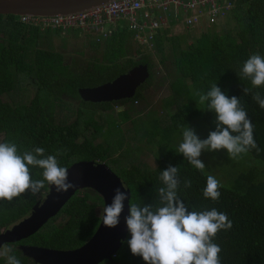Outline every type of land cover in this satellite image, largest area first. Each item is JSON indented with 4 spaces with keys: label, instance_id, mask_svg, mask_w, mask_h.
<instances>
[{
    "label": "trees",
    "instance_id": "16d2710c",
    "mask_svg": "<svg viewBox=\"0 0 264 264\" xmlns=\"http://www.w3.org/2000/svg\"><path fill=\"white\" fill-rule=\"evenodd\" d=\"M231 2L233 8L223 21L210 28L199 27L202 30L192 40L185 39L182 33L170 34L168 29H162L154 37L150 48H142L132 40L126 25L116 26L100 42L94 41V37L89 40L87 45L92 51L86 60L81 59L84 68L79 71L63 62L66 51L61 52L53 45L43 43V37L49 35L64 38L60 31L47 30L41 34L37 26L21 23L16 16H0V97L14 91L20 80H29L34 88L33 96L25 103L15 105L0 99V142L15 141L21 152L42 147L46 155H55L58 149H66V154L58 157L60 165L66 168L78 161L112 164L114 160L108 159V147L92 144L83 136L79 125V108L75 112L77 117L69 122L57 116L61 103L79 98L78 89L110 82L134 66L145 65L148 79L136 89L131 99L121 101L135 104L143 99L141 91L151 83L149 74L154 73L156 64L165 66L166 62L170 63L167 75L163 77L167 78L170 90L164 105L177 106V113L168 115L163 127L157 120V123H150L152 126L148 125V128L142 125L146 142L161 133L158 128L162 129L164 142H169L195 118H200L208 132L215 130V115L207 110L206 104L199 103L196 92L206 93L212 84L217 83L229 97L234 95L240 98L254 124V139L260 149L259 153L255 149L250 150L243 164L245 167L232 175L219 168L223 183L218 200L213 201L203 195L206 173L195 169L169 144L164 145L160 157H155L156 163L152 169L143 168L131 156L134 160L131 162L136 163L119 169L115 175L129 190V202L158 206L157 190L163 186L160 174L169 165L177 166L181 180L178 196L189 210L215 208L227 214L232 221V228L218 232L213 241L221 248V264H264V109L252 98V93L245 95L242 92L244 87L252 86L250 81L239 76L243 63L250 55L258 53L264 56V0ZM71 32L79 37L81 35L75 30L68 31V34ZM168 41L170 55L165 56L162 45ZM151 49L158 56L155 61L150 55ZM256 91L264 98V87L253 89V92ZM63 97L66 99H61ZM82 106L89 108L88 113L93 109L101 112L112 110L110 103L82 102ZM117 114L121 117L125 115L122 111ZM86 121L93 125L89 122L90 117ZM109 123L111 129L107 133L117 131L115 124ZM99 129L94 127V130ZM117 143L120 141L116 140ZM132 153L138 154L139 149ZM40 172V169H33V179L42 178ZM185 179L192 181L190 188H184ZM47 189L48 185L38 196L25 194L11 204L0 201V231L26 217L32 206L41 201ZM100 208L102 201L97 195L95 202L90 203L84 190L77 191L58 214L34 235L4 246L12 249L10 254L20 259L21 264L33 263L21 255L17 249L20 244L52 250H74L83 245L96 229ZM58 218L60 221L55 223ZM0 264H6L5 257H0ZM100 264L144 262L132 256L126 244H121L110 261Z\"/></svg>",
    "mask_w": 264,
    "mask_h": 264
},
{
    "label": "clouds",
    "instance_id": "9594fccd",
    "mask_svg": "<svg viewBox=\"0 0 264 264\" xmlns=\"http://www.w3.org/2000/svg\"><path fill=\"white\" fill-rule=\"evenodd\" d=\"M239 76L250 81L252 86L244 87L242 92L245 95L252 93V98L264 109V98L259 91L253 92V89L264 87V56L250 55ZM196 95L199 103L206 104L207 110L214 113L215 130L201 139L193 128L183 127L182 142L177 151L190 165L203 173L206 165L200 157L204 152L223 149L231 159L253 149L259 153L254 124L239 97H229L217 83L212 84L206 93L198 91ZM66 152V149H58L55 155H46L42 147L21 152L15 141L0 142V201L11 204L25 194L36 197L46 185L54 187L57 192L74 189L76 185L69 180L68 169L61 166L58 159ZM33 169H40L42 178L33 179ZM159 179L163 186L157 190L158 206L129 202V195L116 188L111 202L103 209L104 226L114 228L120 223L127 200V215L124 217L127 237L121 243L127 245L132 256L139 257L144 264H221V248L213 241L218 232L232 228L227 214L215 208L190 211L178 196L181 180L177 166L169 165ZM183 186L190 188L192 181L185 179ZM220 188V181L207 175L204 197L218 200ZM11 252V248L4 246L0 248V257L6 258V264H21Z\"/></svg>",
    "mask_w": 264,
    "mask_h": 264
},
{
    "label": "rangeland",
    "instance_id": "374dc122",
    "mask_svg": "<svg viewBox=\"0 0 264 264\" xmlns=\"http://www.w3.org/2000/svg\"><path fill=\"white\" fill-rule=\"evenodd\" d=\"M199 30L202 29L192 28L184 30L180 27L170 29L169 33L178 35H180L179 33H182L185 39L192 40V38H195L198 35ZM203 30H205V28H203ZM40 32L41 34L44 33V31L41 30ZM128 33L127 35L130 36ZM92 36L93 34H82L80 37L79 35L77 37L75 34L70 33L68 36H63L64 38H55L49 35L43 37V43L45 42L46 45L51 44L56 50L58 49L61 52L66 51L67 53L63 55V62L71 68L75 67V70L79 71L84 68L82 64L83 61L81 59L86 60L88 55L91 54L92 50L88 47L87 43L89 40H92ZM94 36L101 37L98 35ZM162 46L164 48L162 52L165 53V56L170 55L169 41L164 43ZM182 46L183 45H181V47ZM150 55L153 56L154 61L158 58L156 52H153L152 49ZM169 66L170 63L168 62L165 63V66L156 64L153 69L154 73L149 74V80L151 83L141 91L143 99H140L135 104H132L130 101L126 103H122L121 101L112 102V110L101 112L93 109L90 113H88L89 108L82 106V102L78 98L77 100L75 99L73 101L61 103V108H57V116L58 118L62 120L66 119V122H69L71 119L74 120V118L77 117L75 112L78 108L80 109L79 125L83 136L92 142V144L101 145L103 148H109L108 159L114 161L112 164L105 165L114 174H118L119 169H123V167L126 168L130 165V163H136L137 161L143 168L152 169L156 163L155 157L161 156L163 153L162 150L165 148L164 145L169 144V147H173L177 150L179 143L182 142V132L180 135L173 136L169 142H164L161 128H158V131L161 132L160 134H158L153 140L150 139V141L146 142V136L142 130V125H145L144 128H148V125L152 122H160V125L162 124L163 127L165 126L163 123L167 122V116L177 113V106L175 108V105L170 107H166L164 105V101L170 96L167 78H163L167 75ZM28 81L29 80L27 79L20 80L14 91L0 97L1 101L15 105L27 102L34 93V88L30 85V81ZM61 99L66 98L63 97ZM190 108H192V106ZM121 111L125 113L122 117L117 114ZM89 117V122L93 125H90L86 121ZM108 121L115 124L117 131L107 133V130L111 129V124L109 123L108 125ZM187 126L193 128L201 139L207 138L209 132L202 124L200 118H195ZM94 127H99V131L94 130ZM116 140H119L120 143L116 144ZM135 149H139L138 154L132 153ZM131 156L133 159L135 158L136 162H131L134 161L131 159ZM248 157L249 156L247 154H242L241 157L237 159H231L227 156L226 150L222 149L219 152H204L202 153L200 159L206 165L204 171L206 175H213L220 181L222 172L232 175L235 171L242 170L243 167H245L243 164ZM104 163L105 162H103V164ZM215 166H217V168H215ZM220 183L222 184L223 182L220 181ZM84 191L88 195V201L90 203H94L96 194L87 189ZM98 210L100 215L101 208ZM59 221L60 218L56 219L55 223H58Z\"/></svg>",
    "mask_w": 264,
    "mask_h": 264
},
{
    "label": "water",
    "instance_id": "95a60500",
    "mask_svg": "<svg viewBox=\"0 0 264 264\" xmlns=\"http://www.w3.org/2000/svg\"><path fill=\"white\" fill-rule=\"evenodd\" d=\"M111 0H0V16H30L49 17L82 12ZM148 78L145 65H137L126 73L117 76L110 82L77 90L82 102L109 103L131 99L136 89ZM69 180L76 186L67 192H57L48 186L41 201L36 202L29 214L0 231V248L5 244L18 243L34 235L50 219L55 217L66 202L79 190H91L102 201L99 222L88 238L80 247L74 250H52L40 246L20 244L17 249L21 255L33 264H100L110 261L126 238L127 232L124 217L127 215V200L120 223L114 228L105 227L102 222L103 209L111 202L114 190L129 195L120 179L103 163L93 161H78L67 167Z\"/></svg>",
    "mask_w": 264,
    "mask_h": 264
},
{
    "label": "built area",
    "instance_id": "2783aa9c",
    "mask_svg": "<svg viewBox=\"0 0 264 264\" xmlns=\"http://www.w3.org/2000/svg\"><path fill=\"white\" fill-rule=\"evenodd\" d=\"M232 8L231 0H111L78 13L18 18L41 31L75 30L81 35L93 34L96 41L108 37L110 26L124 23L134 42L150 48L162 29L210 28L223 21Z\"/></svg>",
    "mask_w": 264,
    "mask_h": 264
},
{
    "label": "crops",
    "instance_id": "0c3cea01",
    "mask_svg": "<svg viewBox=\"0 0 264 264\" xmlns=\"http://www.w3.org/2000/svg\"><path fill=\"white\" fill-rule=\"evenodd\" d=\"M122 24L125 25L124 23H120V25H118V26H119V27H122ZM110 27H111L110 30H113L116 26H115L114 28H113L112 26H110ZM112 28H113V29H112ZM160 32H161V30L159 31V33H160ZM71 33L73 34L74 32H71ZM50 34H51V33H50ZM61 34H62V36H68L70 33L68 34V32H61ZM75 36L78 37V35H76V34H75ZM94 41H96V40H94ZM96 42H98V41H96Z\"/></svg>",
    "mask_w": 264,
    "mask_h": 264
},
{
    "label": "flooded vegetation",
    "instance_id": "af4514ba",
    "mask_svg": "<svg viewBox=\"0 0 264 264\" xmlns=\"http://www.w3.org/2000/svg\"><path fill=\"white\" fill-rule=\"evenodd\" d=\"M110 104L112 103V102H109Z\"/></svg>",
    "mask_w": 264,
    "mask_h": 264
}]
</instances>
